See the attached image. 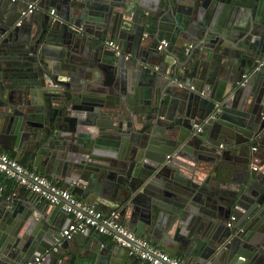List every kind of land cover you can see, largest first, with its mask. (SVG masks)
Instances as JSON below:
<instances>
[{
    "label": "water",
    "instance_id": "95a60500",
    "mask_svg": "<svg viewBox=\"0 0 264 264\" xmlns=\"http://www.w3.org/2000/svg\"><path fill=\"white\" fill-rule=\"evenodd\" d=\"M3 138L28 167L76 173L72 194L111 164L103 204L186 264H264V0H0ZM14 189L0 264L129 263L90 228L63 239L56 205Z\"/></svg>",
    "mask_w": 264,
    "mask_h": 264
},
{
    "label": "built area",
    "instance_id": "2783aa9c",
    "mask_svg": "<svg viewBox=\"0 0 264 264\" xmlns=\"http://www.w3.org/2000/svg\"><path fill=\"white\" fill-rule=\"evenodd\" d=\"M35 7V1L28 2L26 10L22 14L32 13ZM50 13L53 14L54 9H51ZM108 44L113 45L114 43L109 41ZM166 45L167 41L162 40L157 48L162 49ZM0 173L24 189L38 194L49 204L60 205L63 212L71 215L72 220L60 231L63 239H70L76 233L90 228L97 233L107 235L114 243L127 248L128 253L139 259L142 264H186L184 260L170 255L160 246L143 236L137 235L133 230L123 225L120 222L118 211L103 212L82 201L68 189L60 187L49 177L27 167L1 149ZM3 190L4 187L0 186V196ZM230 224V222L227 223L228 226ZM42 258V256H36L25 264H40Z\"/></svg>",
    "mask_w": 264,
    "mask_h": 264
},
{
    "label": "crops",
    "instance_id": "0c3cea01",
    "mask_svg": "<svg viewBox=\"0 0 264 264\" xmlns=\"http://www.w3.org/2000/svg\"><path fill=\"white\" fill-rule=\"evenodd\" d=\"M130 4H131V2H130ZM51 9H54V8L49 7V9H48L49 13H50ZM45 10H47V8ZM53 39H52L53 45L51 46L52 50L59 51L62 49V47L70 48V46H68V45H71V44L61 43L56 38H53ZM189 46H190V44H189ZM48 55L54 56V52H49ZM223 57L224 56L222 55V57L218 60V62H217L218 65H220L221 62L225 61L222 59ZM36 97H37V99L39 97L43 98V100H40V101H41L42 105H44V103L46 104V100L48 99V96L45 92L38 93V95ZM40 101L38 102V106H39ZM42 105H40L39 107H42ZM44 108H47V106H45ZM29 109H30V111L34 110V109H32V106H30ZM41 110H42L41 112H39V110H38L37 113H46V110H44L43 108H41ZM16 148L17 147L14 144L13 140L11 141L9 138H6V139L3 138L2 140H0V149L3 152H5L9 156L15 158L16 160L20 161L21 163H23L24 165L27 166V162H28L27 158L22 156L16 150ZM57 164H59V163H57ZM253 164H255V163H253ZM253 164H251V166H250L251 168H253V166H252ZM32 169L37 170L38 172L42 173L43 175L49 177L51 180H53L60 187L66 188L70 192H72L74 185L65 181V180L68 179V177H66V176L72 177L76 173L72 172L70 169H66V165H65V167L62 166V168H59L57 166L56 167L53 166L52 169H55L57 171V174H52V175H46L43 171V169H44L43 166H39L37 169L32 167ZM84 169L82 171H84ZM101 169H105L104 174L99 172V171H96V170L95 171L94 170H88L89 171L88 174H86L87 172H85V179L88 178V180L85 182H87V183L91 182V183L87 184V186L84 184H81V183H77V185L79 187H81L79 190L80 194H74V195L76 197H78L79 199H81L82 201L97 207L98 209L102 210L103 212H108V211L113 210V209L108 206L110 204H107V206H106V204H103L101 199H103L104 201H108V202L110 201L109 198H111V200L112 199L115 200V197H116L115 194H117V188H118V182H119L120 176H119V174L118 175L116 174V172H115L114 168L111 166V164L106 165L104 167H99V170H101ZM61 171L63 172L62 174L60 173ZM79 174L76 175V178H78ZM14 184L15 183L12 180L6 178L3 174L0 173V186L4 187V190L0 196V203L5 202L6 199L9 198L10 194L12 192L16 191L14 189ZM90 184H92V186H94V189L86 190V188L89 189L91 187ZM93 190H94V192H92ZM87 192H88V194L86 196V199H84L83 196H85ZM49 205H50V207L53 206L52 204H49ZM55 208H56L55 212H56V216H57V220H58L57 221L58 225L61 228H63L72 220V217L70 214H66L65 212H63L60 205H56ZM120 222L123 225H125L124 220L120 219ZM126 227H128V226H126ZM261 227H264L263 224ZM224 228H228V225L226 223L224 224ZM91 231H92V236H94L95 238H97L99 241L102 242L101 246H103L104 244H107L108 246H112L114 244V242L107 235L97 233L93 229H91ZM262 236H264V234H262ZM260 240L264 244V237H263V239H260ZM153 243L156 244L155 242H153ZM156 245H158V244H156ZM158 246H160V245H158ZM160 247L163 248V246H160ZM124 254H125L124 258L129 262L128 264H142L139 259L132 257L129 253L125 252ZM172 256L178 257V258L185 261V258L183 256H181V254L180 255L179 254L178 255H172ZM234 257H235L234 262H236V263H240L244 259V257L242 255H240L239 253L235 254ZM134 260H137V262H135Z\"/></svg>",
    "mask_w": 264,
    "mask_h": 264
},
{
    "label": "flooded vegetation",
    "instance_id": "af4514ba",
    "mask_svg": "<svg viewBox=\"0 0 264 264\" xmlns=\"http://www.w3.org/2000/svg\"><path fill=\"white\" fill-rule=\"evenodd\" d=\"M167 44H168V42H167ZM164 48V47H163Z\"/></svg>",
    "mask_w": 264,
    "mask_h": 264
}]
</instances>
